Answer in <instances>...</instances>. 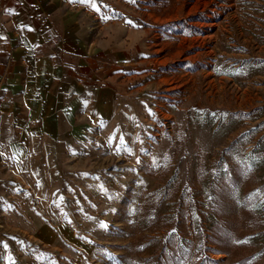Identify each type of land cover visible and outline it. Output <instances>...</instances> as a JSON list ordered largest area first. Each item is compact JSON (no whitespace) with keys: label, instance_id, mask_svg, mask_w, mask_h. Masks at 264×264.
Wrapping results in <instances>:
<instances>
[{"label":"rangeland","instance_id":"1","mask_svg":"<svg viewBox=\"0 0 264 264\" xmlns=\"http://www.w3.org/2000/svg\"><path fill=\"white\" fill-rule=\"evenodd\" d=\"M129 1L148 34L144 113L88 136L90 179L55 181L48 201L69 241L16 264H264V0ZM4 204L0 219L37 198L17 186Z\"/></svg>","mask_w":264,"mask_h":264},{"label":"crops","instance_id":"2","mask_svg":"<svg viewBox=\"0 0 264 264\" xmlns=\"http://www.w3.org/2000/svg\"><path fill=\"white\" fill-rule=\"evenodd\" d=\"M93 3L98 10L78 0H0V212L17 186L37 198L1 217L0 264L58 233L69 241L65 224L46 220L53 183L89 180L94 171L80 157L88 136L144 113L148 34L129 0Z\"/></svg>","mask_w":264,"mask_h":264},{"label":"snow or ice","instance_id":"3","mask_svg":"<svg viewBox=\"0 0 264 264\" xmlns=\"http://www.w3.org/2000/svg\"><path fill=\"white\" fill-rule=\"evenodd\" d=\"M78 2L89 3V4L92 5V7H93L94 9H96V5H95V3H93V0H78ZM96 10H98V9H96Z\"/></svg>","mask_w":264,"mask_h":264}]
</instances>
